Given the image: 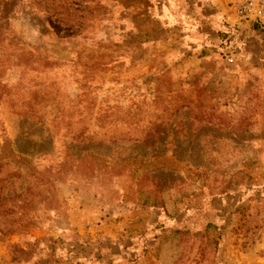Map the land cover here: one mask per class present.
Wrapping results in <instances>:
<instances>
[{
    "label": "rangeland",
    "instance_id": "obj_1",
    "mask_svg": "<svg viewBox=\"0 0 264 264\" xmlns=\"http://www.w3.org/2000/svg\"><path fill=\"white\" fill-rule=\"evenodd\" d=\"M235 1L0 0V264H264V24Z\"/></svg>",
    "mask_w": 264,
    "mask_h": 264
},
{
    "label": "built area",
    "instance_id": "obj_2",
    "mask_svg": "<svg viewBox=\"0 0 264 264\" xmlns=\"http://www.w3.org/2000/svg\"><path fill=\"white\" fill-rule=\"evenodd\" d=\"M234 11L241 21L264 24V0H236ZM227 62L233 63L234 56H228Z\"/></svg>",
    "mask_w": 264,
    "mask_h": 264
},
{
    "label": "trees",
    "instance_id": "obj_3",
    "mask_svg": "<svg viewBox=\"0 0 264 264\" xmlns=\"http://www.w3.org/2000/svg\"><path fill=\"white\" fill-rule=\"evenodd\" d=\"M158 200H159L158 198L152 199V201H153L152 204H154V203L156 204V202ZM147 201L148 200H146L145 203H147ZM8 231H10V230H0V236L3 238V236H5V234ZM19 235L24 238V242L22 244L23 247L19 248L15 244H10L9 245V253L15 257L14 261H16V262H18V259H21V260L29 259L31 257V253H35L36 242H38V239H36L35 242L32 243V244L30 242H27L26 238L29 236V233L26 232V231L25 232H19ZM24 247L29 248V251H26L24 249Z\"/></svg>",
    "mask_w": 264,
    "mask_h": 264
}]
</instances>
